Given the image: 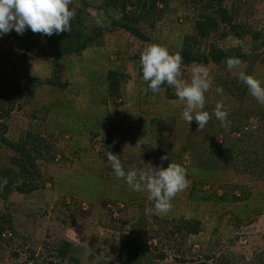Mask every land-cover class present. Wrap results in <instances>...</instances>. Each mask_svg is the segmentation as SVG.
<instances>
[{"label": "rangeland", "instance_id": "obj_1", "mask_svg": "<svg viewBox=\"0 0 264 264\" xmlns=\"http://www.w3.org/2000/svg\"><path fill=\"white\" fill-rule=\"evenodd\" d=\"M72 1L81 6L79 0ZM87 1L86 14L92 22L105 28V33L102 40L92 43L82 54L61 60V76L69 83L64 89L47 83L54 74V67L42 39L33 32L30 34L33 42L17 39L13 37L14 30L0 37V90L10 94L17 80H21L23 88L13 106L6 104L7 99L0 96V178L1 172L7 169L20 172L11 160L16 155L15 150L3 139L19 143L29 135L32 139L45 140L52 135L57 138L51 142L56 152H60L56 154L54 164L41 168L44 178L52 180L43 181V187L33 193H18L16 186L7 193L5 185L0 183V216H6L5 221H9L1 232L0 264H70L56 258V248L63 239L83 248L82 264H120V231L103 228L110 221L109 208L113 201L119 207L129 203L125 215L120 214L126 221V231L141 214L151 213V200L146 191H133L124 180L106 173L102 164L105 163L102 152L106 146L98 137L90 144L88 142V130L93 121L104 122L108 118L111 125L141 126L156 116H163L169 123L176 118L173 127L162 129L158 138L149 137L151 144L136 145L140 138H130V134H126L124 140L119 138L122 148L136 151L148 159L146 163L144 157L137 158L148 168L155 167L156 155L164 150L189 152L188 140L194 139L193 134L188 139L190 124L182 119L183 101L178 97L169 98L165 88L155 94H146L147 82L140 73V56L151 43L164 45L170 52L177 53L186 35L195 33L194 21L206 12L203 1L171 0L168 13L154 28L142 22L139 24L149 40L138 39L121 28L112 27V19L119 18L121 12L107 8V0ZM224 6L231 11L233 24L240 26L238 32L245 37L237 38L233 32L227 35L222 24L209 37L199 40L196 50L208 53L215 44L223 49L238 46L250 49L258 42L252 35L264 34V0H225ZM27 55L32 58L28 60ZM248 64L242 63L228 72H224L221 63L212 61L204 65L211 77L205 105L213 111L216 103L223 101L225 109L232 115L228 120L233 124L248 115L250 127L247 132L255 131V138L250 134L252 140L247 141L244 135V141L240 143L241 146L245 144L250 150L247 152L254 156V150L264 153V126L263 129L260 127L261 122L255 115L264 112V105L257 102L247 85L238 78L240 71L249 69ZM191 67L181 66V78L190 80ZM115 68L125 72L128 79L121 84V97L116 102L109 98L102 104L101 99L109 95L107 72ZM250 74L264 82V64L260 61L253 64ZM225 79H235V84L243 87V91L239 92L231 85L228 89L222 83ZM33 84L35 89L29 96ZM217 86H222V94L216 92ZM78 131L84 135L77 137ZM139 131L141 137L147 133L142 127ZM231 136L239 137V134L234 132ZM79 138H83L81 147L86 150L84 156L78 158L74 150ZM217 138L212 142L220 146L223 138ZM111 139H118V135ZM225 159L229 162L228 157ZM184 161L188 168L190 156L187 155ZM190 172L192 178L189 180L202 182L205 190H213L218 195L226 192L227 201H203L204 194L194 190L189 182L170 201L171 208L157 214L165 220H200L202 232L197 235L182 232L150 239L147 243L149 251L164 252L166 257L163 260L154 258V263L149 264H264V174L250 179L246 174L228 168L205 170L193 167ZM17 179L16 185L22 184V177ZM131 192L135 193L131 195ZM241 194L248 197L233 201V196ZM113 216L116 219L119 213L115 212Z\"/></svg>", "mask_w": 264, "mask_h": 264}, {"label": "trees", "instance_id": "obj_2", "mask_svg": "<svg viewBox=\"0 0 264 264\" xmlns=\"http://www.w3.org/2000/svg\"><path fill=\"white\" fill-rule=\"evenodd\" d=\"M170 1L171 0H107L106 6L107 8L112 7L121 12L119 18L112 19V27L121 28L123 31L128 32L130 35L138 39L149 40L139 24L142 22L151 28H154L156 23L161 21L165 14L168 13ZM202 1V7L206 12L202 13L201 17L194 21L195 33L186 35L182 47L177 52V54L182 57V65L191 66L194 62L208 65L213 61L215 63H221L224 72H228L229 70L227 69L226 59L229 57H239L242 60V63H249V69L245 73L250 74L251 66H253V64L259 61L264 64V34L256 33L252 35L254 41L258 40V42H254L250 49H245L241 46L223 49L217 47L216 44V46L214 45L210 47L208 53H202L195 49L199 40L209 37L212 33L216 32L217 29H220L222 24L223 30L227 35L233 32L232 34L237 38L245 37V34L238 32L240 26L233 24V15L231 11L224 6L225 0ZM79 2L81 6L76 5L72 0L69 5L70 8L76 9V15L70 21L71 30L69 32L64 31L60 34L54 33L51 36L33 32L37 38L43 40L47 47L46 51H48V57L51 59L52 66L54 67V74L47 80V83L62 89L66 88L69 83L64 81L61 76V60L67 56L82 54L92 43L97 40H102L105 33V28L92 22L88 14H86L85 8L89 7V2L87 0H79ZM31 32L30 29H27L23 34H18L15 31L13 37L22 40L27 39L26 41L33 42L31 41ZM26 58L30 60L32 56L27 55ZM140 73L142 75L141 70ZM107 76V91L109 95L108 97H103L101 99L100 102L102 104H106L109 98H111L112 102H116V99L121 97V84L128 79V75L119 68L109 70ZM232 81H234L233 84ZM235 82V79L229 81L225 79L222 81L223 85L228 89H230L229 87L231 85V87L234 86L237 91L242 92L243 87L238 86ZM161 88L166 89L169 98H177L174 92L175 89L172 86L165 83ZM34 89L35 84H33L32 88L29 90V96L32 95ZM22 91V82L21 80H17L11 88L10 94H6L0 90V96L3 99H7L5 100L6 104L13 106ZM244 91H247V88H244ZM146 94H153L148 87L146 88ZM1 109H3V107H1ZM205 110L210 113V119L205 128L198 129V124L195 120L190 124L191 133L188 136V139L192 134L194 138L193 140H188L190 151L186 152L183 149L164 150L165 152H160L156 155L157 160L155 161L154 166L166 168L171 161L179 163L187 169L188 180L192 178V172H190V170L193 167L205 170L222 168L233 169L239 174H246L250 179H257L258 177H256V175L264 174V153L260 154L258 150H254L255 154L252 156L251 152H247V146L245 144L241 146L242 142L240 143V141L243 140L244 135H246L245 140L247 141L248 139L252 140V136L254 137L255 131L250 130V133L247 132L250 127L248 115L243 117L241 122L237 121L233 124V121L230 122L228 120L232 118L231 113H228L227 120L229 122L226 127H222L220 125L221 122L215 118L213 111L208 109L207 104L205 105ZM235 115L236 114H234L233 117ZM255 115L261 122L260 127L262 128V126H264V112H259V114ZM176 121V118H172L169 123V120H166L163 116L152 117L147 125L144 123L141 126L111 125L108 118L104 122L93 121V126L88 130V142L90 144L92 140L98 137L101 139L102 145L106 146L103 147L104 151L102 152V155L104 156L105 163L102 164L105 167L104 170L107 174H114L111 165L110 163L108 164L107 160V153L111 151L114 154L119 155L126 170L133 167L137 169H147V165L141 163L140 159L137 160L140 154L135 153L136 151L122 148L119 138L121 137V139L124 140L123 138H125L126 134H130V138H141V131H139L140 127H142L144 132H147L145 135L147 134L148 137L152 138L155 136L158 138L162 129L168 130V128L173 127V124H175ZM234 132L238 133L239 137L231 138V134ZM115 134L118 135V139H111ZM250 134H252V136ZM76 135L77 137H81V135L84 134L83 132L78 131ZM101 135L106 136L101 137ZM218 136L223 138V142L220 146H217L212 142L213 139H218ZM56 138L57 137L50 135V139L47 140L40 137L32 139L29 135V138L27 137L26 140L19 143L3 139L8 147L15 150L16 155L11 159L12 164L20 169L19 173L15 172L13 169H7L5 172H1L0 183L5 185L7 193L12 192L14 190L13 186H16L15 189L18 193L31 194L43 187V181L47 182L48 180H52L51 178H44L45 174H43L44 171H42L41 168L44 165H52L57 161L56 154L58 155L60 152L58 150L56 152L55 147L51 142ZM83 138H79L75 142L74 154L77 155L78 158L83 157L84 151L86 150L85 147H81ZM29 140H31L30 145ZM248 151L250 150L248 149ZM187 155L190 156L191 159V161L188 162V168L185 166L186 162L184 161V158ZM164 156H167V159H162ZM64 157L65 155H63V158ZM140 157H144L143 160L148 163V159H146L145 156L141 155ZM225 157L229 158V162H227ZM20 176L23 179L21 182L22 184L16 185V181H18L17 178ZM3 178H7L6 184L2 183ZM189 182L193 184L194 190H198L204 194L203 197H201L203 201L213 200L218 203L227 201L226 192L218 195L213 190H205V186L202 182H193L191 180H189ZM134 193L135 192H131V195ZM245 196L246 198L248 197L246 194H241L238 197L233 196L232 198L233 201H241L244 200ZM113 202V205L109 208L110 221L108 224H104L106 226L103 228L106 227L120 231V248L118 254L120 264H149V262L154 263V258L156 260L165 259L166 254L164 252L154 253L147 248L148 241L154 237H160L162 235L164 237H170L175 236L178 233L182 234V232L185 233L184 235H197L202 232V223L200 220L183 218L165 220L160 218L158 214L153 211V201L150 202L151 213L149 215L144 213L141 214L129 229L125 231L124 228L126 226V221L124 220V217L120 216V214L125 215V207L127 209L129 203L126 202V205H121L119 207L118 205H115V201ZM80 212L82 213V211ZM115 212L119 213V216L116 219H114L115 217L113 216ZM5 220L6 216L1 215L0 237L1 232L9 225V221ZM56 252V258L60 260V262L82 264L81 252H83V248L68 239H63L59 242ZM182 261L184 262V260Z\"/></svg>", "mask_w": 264, "mask_h": 264}, {"label": "clouds", "instance_id": "obj_3", "mask_svg": "<svg viewBox=\"0 0 264 264\" xmlns=\"http://www.w3.org/2000/svg\"><path fill=\"white\" fill-rule=\"evenodd\" d=\"M71 0H0V37L15 30L23 34L27 29L34 33L51 36L71 30L70 21L76 15V9L70 8ZM242 64L239 57L226 59L227 69L232 71ZM140 65L142 78L152 93H158L163 84L172 86L180 101L184 102L182 119L191 124L195 120L198 129L205 128L210 119V113L205 110V93L211 86V77L206 66L193 63L191 78H181L182 57L161 44H148L141 53ZM238 78L247 85L250 94L258 103L264 105V82L254 75L240 71ZM218 94L223 93L222 86L216 87ZM213 114L223 126H227L228 112L223 101H218ZM197 129V130H198ZM151 144L146 135L141 137L136 145ZM167 159V156L162 157ZM107 160L114 175L124 180L133 191H146L148 199L154 202V213L167 212L171 208L170 201L184 190L188 184L187 169L175 162L165 167H150L147 169H125L119 155L112 151L107 153ZM7 183V178L2 179Z\"/></svg>", "mask_w": 264, "mask_h": 264}, {"label": "crops", "instance_id": "obj_4", "mask_svg": "<svg viewBox=\"0 0 264 264\" xmlns=\"http://www.w3.org/2000/svg\"><path fill=\"white\" fill-rule=\"evenodd\" d=\"M126 200V199H125ZM127 201V200H126Z\"/></svg>", "mask_w": 264, "mask_h": 264}]
</instances>
